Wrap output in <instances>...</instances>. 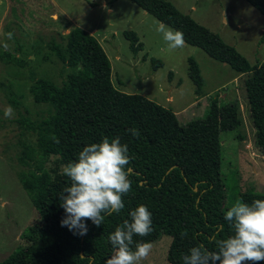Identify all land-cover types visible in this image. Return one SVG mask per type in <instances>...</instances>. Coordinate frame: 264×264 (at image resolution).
Returning <instances> with one entry per match:
<instances>
[{"label": "trees", "instance_id": "trees-1", "mask_svg": "<svg viewBox=\"0 0 264 264\" xmlns=\"http://www.w3.org/2000/svg\"><path fill=\"white\" fill-rule=\"evenodd\" d=\"M129 1L159 23L181 31L185 44L201 49L237 73H248L243 88L253 127L252 144L264 156V59L250 65L233 46L167 0ZM244 1L264 19V0ZM122 36L131 53L142 49L133 31H123ZM52 50L73 70L59 85L42 77L32 79L28 86L31 99L50 105L51 112L35 123L25 117L17 120L35 136L34 144H22L17 161L26 169L17 174L37 219L20 232L24 244L0 264H106L113 252L108 235L130 219L129 211L139 205L151 212L153 230L148 236H135L132 247L135 242H152L166 235L170 237L166 261L183 264L182 256L191 247L202 244L215 250L212 237L231 235L223 214L237 201L251 204L264 199V193L238 194L235 186L228 185L230 195L226 200L228 194L220 173L219 133L239 126L236 102L218 105L212 99L202 118L179 124L169 108L140 94L115 89L106 54L84 29L71 28L63 47L54 44ZM5 57L17 62L12 56ZM141 58H145L144 54ZM150 61L154 69L160 65L159 61ZM186 73L198 92L202 78L192 58H187ZM133 128L138 129V137L128 131ZM53 136L59 143L53 141ZM105 137H119L128 147L130 162L126 168L131 190L123 197L124 208L119 213L105 215L99 227L88 220L87 234L74 235L60 224L65 213L59 195L69 186L68 178L61 174L62 168L49 172L44 164L50 156H56L58 164L66 165L77 159L84 146ZM184 231L187 235L182 237Z\"/></svg>", "mask_w": 264, "mask_h": 264}, {"label": "rangeland", "instance_id": "rangeland-1", "mask_svg": "<svg viewBox=\"0 0 264 264\" xmlns=\"http://www.w3.org/2000/svg\"><path fill=\"white\" fill-rule=\"evenodd\" d=\"M167 1L233 46L250 65L264 59V19L246 1ZM158 25L129 0H0V260L24 244L20 232L37 219L17 174L26 169L17 161L22 144H34L35 136L17 120L25 117L35 123L51 112L50 105L33 102L28 86L38 77L59 85L73 70L56 57L52 45L62 48L66 33L75 26L92 34L102 47L115 89L140 94L169 108L179 124L202 118L212 99L218 105L236 102L239 126L219 133L226 200L228 185L235 186L238 194L264 193V156L252 144L253 127L243 88L248 73H237L188 44L171 53L162 51L165 44L156 30ZM126 30L133 31L142 45L136 54L122 36ZM9 32L13 33L11 39L6 35ZM187 58L196 62L202 78L198 92L186 73ZM150 59L160 65L154 69ZM8 106L14 109L11 118L4 116ZM44 168L51 172L62 165L56 156H50ZM169 241V236L161 235L150 242L151 252L141 264H169L165 259Z\"/></svg>", "mask_w": 264, "mask_h": 264}, {"label": "clouds", "instance_id": "clouds-1", "mask_svg": "<svg viewBox=\"0 0 264 264\" xmlns=\"http://www.w3.org/2000/svg\"><path fill=\"white\" fill-rule=\"evenodd\" d=\"M162 34L164 52H174L185 46L181 31L160 23L156 29ZM8 39L13 33L6 34ZM7 50V45H4ZM14 109L8 106L4 116L11 118ZM133 137L139 136L138 129L128 130ZM53 141L59 139L53 136ZM128 147L119 137L103 138L82 148L77 159L62 166L61 174L68 178L69 186L59 195L64 217L60 224L74 235L87 234L86 221L99 227L105 215L119 213L124 208L123 197L131 190L126 166L129 164ZM114 232L107 237L112 255L106 264H141L152 249L150 242H135V236H148L152 232V214L144 205H139L128 213ZM232 232L226 238L212 237L215 250L204 245L191 247L182 256L183 264H260L264 261V199H256L251 204L237 201L224 214ZM187 232L181 233L184 237Z\"/></svg>", "mask_w": 264, "mask_h": 264}, {"label": "crops", "instance_id": "crops-1", "mask_svg": "<svg viewBox=\"0 0 264 264\" xmlns=\"http://www.w3.org/2000/svg\"><path fill=\"white\" fill-rule=\"evenodd\" d=\"M160 24V23H159ZM141 51V50H140ZM223 64H225V63H223Z\"/></svg>", "mask_w": 264, "mask_h": 264}]
</instances>
